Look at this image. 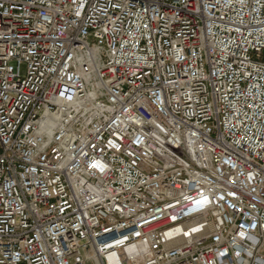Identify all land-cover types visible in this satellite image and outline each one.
Returning <instances> with one entry per match:
<instances>
[{"label": "built area", "instance_id": "obj_1", "mask_svg": "<svg viewBox=\"0 0 264 264\" xmlns=\"http://www.w3.org/2000/svg\"><path fill=\"white\" fill-rule=\"evenodd\" d=\"M0 264H264V0H0Z\"/></svg>", "mask_w": 264, "mask_h": 264}]
</instances>
